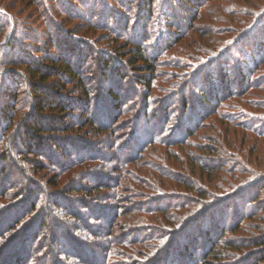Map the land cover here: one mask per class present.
I'll return each mask as SVG.
<instances>
[{
  "label": "trees",
  "instance_id": "trees-1",
  "mask_svg": "<svg viewBox=\"0 0 264 264\" xmlns=\"http://www.w3.org/2000/svg\"><path fill=\"white\" fill-rule=\"evenodd\" d=\"M82 1L83 4L85 3L84 8H88V12L81 15L83 17L89 16L92 10L95 11L101 7V5L96 6L100 0H92V3L90 0ZM116 1L120 5L128 7L130 13L137 2V0ZM139 1L141 2L137 12H135L137 18L133 22L134 27L131 28L129 37L127 29L123 32L134 44L130 48V61L134 66L141 63L138 69H145L146 71L135 78V84H140L145 88L144 93L139 89L134 91V94L142 95L143 110L140 117H143L144 121L140 127L136 126L132 133L128 134L130 136L129 141L134 140L136 142L135 152L129 155L127 152L128 156L123 159L122 153L126 152L115 151L116 153L112 156V164L105 163L106 167L103 168L110 167L114 169V175L107 172L99 173L98 171L95 172V169H90L86 173L87 176H85L83 170L81 172L80 170L77 171L84 164L87 167L89 160L99 159L98 161H100L106 157L105 150L99 151L98 148L89 149L85 153L87 145L89 146L92 142L85 138L83 134L79 136L73 133H76L75 126L82 123V119H85L92 106H95L94 111H99L97 114H101V120L99 119V123H96V125L102 127V131L109 130V132L112 130L110 124L111 112L115 114L116 111H121L120 115L123 113L122 111L124 113L131 111L130 106L123 101L122 97H125L128 91H133L134 87L132 88L130 84L115 87V83H121L119 77L123 69L121 63H117L120 60L109 55L100 58L101 78L109 76L110 68H113L116 71L113 77L117 82L113 84V81H110L112 84L106 90L102 88L101 95L105 92V96L100 95L97 101L91 99L93 90L89 84H86L85 80L79 77L81 69L84 68L83 61L87 62L84 59H88L87 54L81 52L79 48H76L75 51L68 50L63 55L46 52L48 63H54L52 70L48 69L50 66L48 68L44 65L43 67L35 66L32 62L26 67L34 101L31 106L32 109H35V113L29 112L26 119L19 123L23 128L24 136L22 139L27 148V154L39 155L43 153L53 162L54 167L49 166L48 163L50 168L59 172L66 171L63 175L69 174L75 169L74 176L77 174V177L71 178L69 183L62 187L59 192L60 197H55L53 192L48 194L45 190L47 189L46 186L40 190V186L34 183V189L30 190L29 194L31 195L30 198H33L29 204L30 208L28 209V206L22 208L23 213L28 210L22 216L23 218L16 217L21 209L19 206L4 214L13 216L12 220L14 221L10 222L9 226L14 225L18 228L16 232L12 234H8V232L6 235H3L0 230V264H203V259L210 252L213 251L211 256L215 257L217 252L221 250L216 249L217 245L214 244L215 235L218 239L216 242L219 243V240L228 233L227 231H234L242 220H251V218L257 217L258 211L264 210V204L258 203L257 194L253 197L250 196V199L247 195L256 186L264 189L263 171L258 172L257 168L254 172L247 171V169L242 171L237 159H217L216 164L209 163L206 161V157L199 154H193L192 157L195 156V165L199 167L198 171L201 170V173L194 170L193 167V170H191L192 177L187 176L188 178L181 180L188 184V190L195 191L196 196H188L186 190L177 191L173 189L169 192H157L155 196L149 197L145 203H139L137 206H131L127 209L124 208V201H121L124 190L120 192V189L126 187L127 180L140 182L138 173L141 172V169H145L144 166L146 165L141 160L152 146L167 147L169 144L183 145L189 143L192 137L196 136L197 132L205 126L203 121L208 116L222 117L225 115L223 109H225L228 99H239L251 90L259 89L262 84L264 85V75L259 73L264 61V29L255 32L258 30L256 28L261 26L259 24L260 19H258L254 25L253 30L255 31L252 30L254 39L248 36H240L241 38L237 39L238 42H234V45L229 46L230 50L227 46V50L224 51V48L213 53L210 52L211 50L204 51L210 52L207 59L205 57L197 58V61L201 63L199 65L195 63L192 66L193 71L196 70L197 72L193 75V79L188 80L187 83L188 87L189 85L194 86V92L186 93V85L181 90H177L175 96L168 93L166 98H162L163 106L154 108L153 100H150V98L152 88L158 84L156 77L159 74L157 69L159 64L156 61H158L159 56L165 55L164 53L169 50L174 42H179L178 39L181 33L186 31L189 21L194 20L196 15L202 11L205 2L211 0ZM199 8L202 9L199 10ZM101 9L108 12L105 5ZM109 13V19H112L113 14L114 17L116 16L115 22L116 19L120 18L118 17L119 13L115 14L114 9L109 10ZM185 15L187 16L185 17ZM108 16V13H105L99 15L98 19L103 21L104 24H108ZM193 16L194 18H192ZM129 24L130 22H128V26ZM247 38L249 39L247 40ZM10 45L11 48H14L12 42H10ZM112 45H118V42L113 40ZM35 47L38 48L37 45ZM193 54L190 55L193 57ZM216 55H218L217 58L222 59L221 62L213 61ZM15 62L17 63V61ZM51 72H56L54 75L58 74L62 78H55L57 82H49L53 75ZM69 79L72 83L77 84L83 99L70 98L72 100H68L61 96L62 94L58 89L61 88L64 91L68 85V82L65 81H69ZM10 94L11 96L15 95L13 91ZM175 97L180 102L178 105L177 102L175 103L172 100ZM171 100L172 104H169ZM166 102L167 104L164 105ZM5 103L6 101L0 102V111L3 109L6 119L4 122L2 121L6 125H0V142L5 131L12 126L15 119V116L8 109L11 101L7 102V105ZM258 105L264 108V103L259 102ZM66 106L77 107L82 116L78 117L77 114H72V112L66 114ZM106 107L109 108L106 109ZM173 109L182 113V116H186L184 118L180 116L178 118L179 122L172 126ZM47 110L60 111L61 115L51 116L52 118L48 115L40 118L37 116ZM94 111L92 109V112ZM66 117L72 118L73 122L71 120L65 122L64 118ZM238 118H241L239 119L241 129L252 133L254 136H264V112L244 111L239 116L229 114L226 117L227 121L232 124L238 122V120H235ZM76 120L78 121L76 122ZM92 121L85 120L87 125ZM166 135L170 138L166 139L168 137ZM172 135L175 136L172 138ZM79 140L82 142L81 144L77 142ZM234 144L233 142L229 143L230 147L235 149ZM110 145L112 146L110 149H113L114 144ZM121 146L117 148L119 151L126 148V145L122 148ZM44 147H47L46 153L43 150ZM73 151H79V154L72 157L70 153ZM96 152L97 155H94ZM19 153L23 154L22 151H19ZM6 158L9 159V157ZM24 159L32 164L31 167L35 172L43 171L46 168L38 160L39 158L30 159L25 156ZM134 163H140L137 165L138 170L133 171L128 168L130 164ZM236 163H238L237 167L234 166ZM4 170H2V175H4ZM17 170L19 171L17 175H22L23 179L28 177L26 170L23 172L19 168ZM235 172H241L240 174L244 173L249 176L247 179L240 181L237 176L233 175ZM204 173L211 176L216 174L218 178L215 176L216 178L211 180V177L208 176V180L205 181L203 179ZM169 174L173 180L181 179L180 175H183L182 172L178 171ZM195 175H198V177ZM80 178H84V180L89 178L91 184L81 186L78 189V186L73 185V181ZM8 179V177L3 178L0 184L1 187L5 188L6 193L4 196L12 201L14 194L20 193L22 185L20 186ZM6 184H8L7 187ZM212 187L215 188V191ZM102 191L104 192L103 194L100 193V196L106 199L104 200L106 201L105 204L97 203L95 196L96 192ZM72 192L85 193L91 196L89 199L87 197L74 198L70 195ZM21 193L20 198L23 197L24 191ZM77 199L80 200L81 207L91 212L87 221L84 213L76 206ZM50 200L55 208H53L52 214L45 216L41 209L44 207V203ZM20 207H22V203H20ZM164 214L168 215L167 221L160 220L161 222H157V224L140 219V215H154L156 219H159L157 215ZM25 217L30 219L35 217L41 222L38 233H35L32 238L27 236L26 233H31L36 227L29 226L28 228ZM122 217H125L126 223L119 222ZM200 218L203 222L199 221ZM4 220L6 221L3 216H0V223ZM51 220L53 223L46 231L45 224L51 222ZM229 220L230 224L228 226L226 223ZM91 221H93V224ZM80 222L84 223L83 226ZM198 227L201 230L196 235L195 231L197 229L195 228ZM52 229L59 230L60 234L48 235L53 231ZM200 238L202 243L199 242ZM252 240L250 243H253V245L255 243L258 247H264V236L259 235ZM224 243L227 242L224 241ZM140 246L143 247V250L139 248ZM258 253H261V251ZM258 253L256 254L257 257L252 253L250 257H246V254L233 264H261L264 261V254L260 255ZM136 255L137 257L134 258ZM258 257L260 258L258 259Z\"/></svg>",
  "mask_w": 264,
  "mask_h": 264
},
{
  "label": "rangeland",
  "instance_id": "rangeland-1",
  "mask_svg": "<svg viewBox=\"0 0 264 264\" xmlns=\"http://www.w3.org/2000/svg\"><path fill=\"white\" fill-rule=\"evenodd\" d=\"M82 2V0H0V102L6 101L5 105H7V102L9 103L11 101V105L8 109L15 116L12 126L5 131L0 142V183H2L3 178L8 177V180L20 186L22 185L20 193L14 194L12 201H9L7 197L4 196L6 193L5 188H3V186L1 187L0 184V216L6 219V221L4 220V222L0 223V230L3 235H6L8 232V234H12L17 231L18 226H9L11 224L10 222L14 221L12 220L13 216H6L4 214L10 212L14 207L17 208L19 206L21 209L16 217L23 218L22 216H24V213L28 210L23 213L22 208H26V206H28V209L30 208L29 204L33 198H30L31 195L29 194L30 190L34 189V183L40 186V190L44 189V186H46L47 189L45 190L48 194L53 192L55 197H60L59 192L62 187H65L71 178L77 177V174L74 176L75 169L69 174L63 175L66 171L59 172L56 169L53 170V168H50L49 166L54 167L53 162L43 153L39 155L27 154V148L22 139L24 136L23 128L19 123L26 119L29 112L35 113V109L33 108V110L31 106L34 101L30 77L26 71V67L32 62L35 66L43 67L44 65L47 68L50 66L48 69L52 70L54 68L52 67L54 63H48L46 52L54 54L60 53V55H63V53L68 50L75 51L76 48H79L81 52L87 54L88 59H84L87 60V62L83 61L84 68L81 69L79 77L85 80L86 84H89L90 88L93 90L91 94L92 100H98L102 88L106 90L109 85L112 84L110 81H113V84L117 82L113 77V74L116 72L113 68H110L111 72H109L108 78H101L102 71L100 70L101 66L99 63L100 58L105 55L118 58L120 61L117 63H121L122 65L123 70L119 77L122 81L120 80L121 83H115V87H122L127 84H130L132 88L134 87L133 91H128L125 97H122L123 101L127 102L130 106L131 111H127L126 113L122 111L123 113L120 115L119 113L121 111H116L117 114L116 112L115 114L112 112L110 113V124L112 125L111 132H109V130L102 131V127L100 128L99 125H96V123H99V119L101 120V114H97V112H99L97 110L94 111L95 106H92L93 108L91 107L90 111L87 112L88 115H86L85 119H82L81 124L77 123L79 126H75L77 131L73 134L79 136L83 134L85 138L92 142L90 144L91 146L87 145L85 153H87L89 149L94 150V148H98L99 151L105 150L104 154L106 157L104 160L100 161H98L99 159L89 160L87 167L84 164L79 167L77 171L80 170L81 172L83 170L85 176H87L86 173L90 171V169H95V172H107L114 175V169L110 167L103 168L104 166L106 167V164H112L113 154L116 152L122 153L124 151L126 153H122V158L125 159L126 156L135 152L136 142L134 140L130 142V136L128 134L132 133L136 126L140 127L144 118L140 117L143 110V104L141 102L142 95H136L134 91L136 89L141 90L143 93L145 91L142 85L135 84V78L146 71L145 69H138L141 63L134 66L130 61V48L134 44L128 37L131 28L134 27L133 22L137 18V13L135 12H137L141 1L137 0L130 13L128 7L120 5L116 0H100L96 6L98 7L101 5V7H99L98 10H92L89 16L87 15L85 17L81 15L86 14L85 12H88V8H84L83 5H85V3L83 4ZM90 2L92 3L93 1L90 0ZM104 5L108 12L101 9ZM202 8H199V10L202 9V11H200L195 18L194 16L192 17L194 20L192 19L189 21L186 31L181 33L178 39L179 42H174L169 50L164 53L165 55L159 56L158 61H156L159 64L157 68L159 74L156 77L158 84L156 87L152 88L150 98V100H153L154 108L163 106L161 102L162 98H166L168 93H171V96H175L177 90H181L187 85L189 82L188 80L193 79L192 77L197 71H193L194 68L192 69V66L195 65V63H198L196 65L201 63L197 61V58L201 59L205 57L207 59L210 52L213 53L222 48H224V51L227 46L230 50L231 48L229 46L234 45V42H238L239 38L242 36H248L254 39L252 34L253 31H255L253 30L255 28L254 25L258 19H260L259 24L261 26L257 27L256 29L258 30L255 32L264 29V17L262 18L264 15V0H211L210 2L206 1ZM111 9L116 11L115 14L119 13L118 17L120 18L116 19V22V16L114 17V14L112 19H109V10ZM105 13L109 15L107 17V19H109L107 21L108 24H104L103 21L98 19L99 15ZM186 16L187 15H185V17ZM110 20L111 22H109ZM128 22H130L129 26ZM126 29L128 30V37H126V33L123 32ZM249 38H247V40ZM113 40L115 42L117 41L118 45H112ZM10 42L14 44V48H11ZM35 45H37L38 48H36ZM114 46L115 48H113ZM190 54H193V57ZM218 55L213 58L214 62L222 61V59L217 58ZM15 61H17V63ZM176 66H179V68ZM260 68L259 73L264 75V61ZM56 72H51L53 75L49 82H57L55 78H62L58 74L54 75ZM65 82H68V85L64 91L61 90V88H56L61 92V96L68 100L75 98L81 99V91L77 87V84L72 83L70 79ZM260 83L262 84L261 81ZM181 84L182 86H180ZM186 90V93H191V91L194 92L195 89L194 86L189 85L188 87L187 85ZM12 91L15 94L14 96L10 94ZM101 96L104 97L105 92H103ZM172 100L175 103L177 102V105L180 103L176 97ZM172 100L169 104H172ZM259 102L262 104L264 103L263 84L259 89H253L239 99H228L225 109H223L225 115L222 117L215 115L208 116L203 121L205 126L197 132L196 136L192 137L189 143L183 145L169 144L167 147L154 145L147 153H143L144 156L141 162L144 164L146 163V165L144 166L145 169H139L141 171L138 173L140 182L125 180L126 187L120 189V192L124 190L121 195V201H124V208L127 209L131 208V206H137L139 203H145L149 197L155 196L157 192H169L173 189L177 191L186 190L188 196H196L197 194L195 191L188 190V184L181 181L183 178L186 179L187 176L192 177L191 170H193V167L194 170L201 173V170L198 171L199 167L195 165L196 158L195 156L192 157L193 154L202 155L207 158L206 161L213 164L217 163V159H237L239 160L242 171L247 169V171L254 172L255 168H257L256 170H258V172H264V170H262V168H264V136H254L252 133L241 129L239 127L241 124L239 119L241 118L235 119L238 120V122L233 124L229 123L226 119L229 114L239 116L244 111L264 112V108L258 105ZM165 104H167V102L164 103V105ZM66 108V114L72 112V114H77L78 117L82 116L81 111L77 107L71 108V106H66ZM107 108L109 107H106V109ZM92 109L94 112H92ZM1 110L0 125H6L3 123L4 120H6L5 112L3 109ZM173 110L172 126L179 122L178 118L182 116V113H179L176 109ZM46 115L52 118L61 115V113L60 111L47 110L37 116L40 118ZM114 116L115 118L113 119ZM184 116L186 115H183L182 118H184ZM87 119L93 121L87 125L85 122ZM69 120L73 122V119L70 117L64 118L65 122ZM77 121L78 120H76V122ZM173 136L175 135H172V138ZM169 138V136L166 137V139ZM79 141L77 142L81 144L82 142ZM230 142L235 143V149L230 147ZM110 144H114L113 149H110L112 147ZM125 145L126 148H123V150L119 151V149H117L119 146L122 148ZM46 148L47 147L43 148L45 153L47 151ZM19 151H22L23 154L19 153ZM97 152L96 154L94 153V155H97ZM70 154L72 157H75L79 154V151H73ZM25 156L30 159L39 158L38 160H40L46 168H44L43 171L35 172L31 167L32 164L24 159ZM6 157H9V159ZM139 164L140 163L130 164L128 168H131L133 171L136 169L138 170L137 165ZM234 166L237 167L238 163L234 164ZM17 168H19L21 172L26 170L28 177L23 179L22 175H17V172H19ZM2 170H4V175L1 174ZM173 171L182 172L185 176L180 175L181 179L173 180L170 178L171 176L169 174ZM240 173L241 172H235L233 174L237 176L240 181L247 179L249 176ZM198 175L195 176L198 177ZM208 176L211 177V180H214L218 175L213 174L211 176L204 173L203 179L205 181L208 180ZM84 178L73 181V185L75 187L78 186L77 188L79 189L81 186L91 184L88 180L90 177L85 180ZM54 183L56 184L54 185ZM7 186L8 184H6V187ZM212 188L215 191V188ZM263 190L264 189H261L259 186H256V188L249 191L247 195L250 199L257 194L259 199L258 203L264 204ZM23 191V197L20 198L22 196L21 192ZM103 192L104 191L95 193L98 201L97 203L99 204L106 203V201H104L106 199L100 196V193L103 194ZM70 195L74 196V198L87 197V199L91 196L80 192H72ZM20 203H22V207H20ZM76 206L84 213L87 221L91 212L81 207L82 205L79 199H77ZM53 208L55 207H53L50 200L44 203V207L41 210L45 216H48L47 214L53 213ZM258 212L259 213L256 215L257 217L251 218V220H242L241 224L238 225L234 231H227L228 233L220 239L221 241L219 240V243L216 242L218 239H216L217 236L215 235L214 244L217 245L216 249L221 250L217 252L218 257L211 256L213 251L210 252L209 255L203 259V264H233L246 254V257H250L251 253L252 255H256L259 251H261V253L258 254H264V247L261 248L255 245V243L254 245L250 243L256 236H264V210ZM54 214L57 215L56 213ZM157 216L159 219H156L154 215H140V219L142 218L143 221L153 224L161 222L160 220L167 221V214ZM26 218L27 217H25V223L28 224V228L29 226H32V228L33 226L36 227L31 233H26L27 236H31L32 238L35 233H38V227L41 222L39 219H35V217L33 219ZM200 219L199 221L201 222L202 218ZM52 220L45 224L46 231H48L52 225L54 221ZM91 222L93 224V221ZM119 222L126 223L125 217H122ZM54 223H56V221H54ZM80 224L83 226L84 223L80 222ZM226 224L229 226L230 220ZM195 229L197 230L195 231ZM195 229L194 231L196 235H198V231L201 229L199 227ZM52 232L50 234L48 233V235L60 234L57 229H54ZM224 241L228 244H225ZM199 242L202 243L201 238ZM139 248L143 250L142 246ZM126 250L128 251V249ZM257 256L258 255H256V257ZM136 257L137 255L134 256V258ZM259 258L260 257H258V259ZM258 259L256 258V260ZM261 264H264V261Z\"/></svg>",
  "mask_w": 264,
  "mask_h": 264
}]
</instances>
